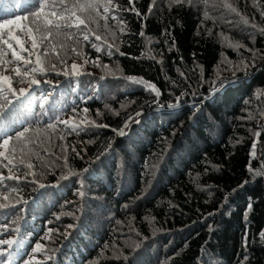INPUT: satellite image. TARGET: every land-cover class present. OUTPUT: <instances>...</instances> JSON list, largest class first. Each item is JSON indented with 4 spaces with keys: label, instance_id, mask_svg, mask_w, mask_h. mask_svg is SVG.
<instances>
[{
    "label": "trees",
    "instance_id": "obj_1",
    "mask_svg": "<svg viewBox=\"0 0 264 264\" xmlns=\"http://www.w3.org/2000/svg\"><path fill=\"white\" fill-rule=\"evenodd\" d=\"M133 2L140 16L124 11L131 8L128 0H118L120 10L112 13L122 17L126 26L109 19L116 33V43L125 55L113 49V55L108 57L83 42V50L90 59L99 58L101 64L113 69L118 64L122 75H106L91 64L85 68L91 75L65 77L50 72L46 78H40L42 82L34 89L26 111L0 121V140L6 133L37 119L42 124L55 122V117L78 120L77 113L85 107L97 123L109 125L66 136V142L74 145L83 157H77L69 147L67 156L71 168L77 171L89 168L84 178L91 198L86 197L84 201L78 198L77 177L58 181L62 171L59 167L52 169L55 175L49 172L42 181L48 185L44 188L6 181L21 189L20 195L28 203L0 209V224H11L13 219H19L20 226L18 234L9 231L0 236V239L17 241L10 249L3 247L13 253V264H27L32 257L35 258L32 264H164L177 250L180 254L169 259L168 264H202V258H214L217 264H264V239L255 238L256 234L264 232V178L252 182L247 171L249 164L256 169L264 161L261 154L264 117L260 115L264 111V36L256 32L255 39H250L249 33L253 30L243 24L237 27L240 17L222 7L220 0H215L214 7L209 5L213 19L207 20L203 19L200 7L174 5L169 10L164 0H157V6L148 13L150 0ZM228 2L249 19L255 17V22L264 27V18L260 15L264 11V0ZM36 10L38 0H0V21L16 16H29L31 20V13ZM28 22L22 19L20 23ZM121 27L126 29L124 34L120 32ZM98 31L104 34L103 28ZM141 31L150 44L139 35ZM220 33L240 41L246 48L234 51L224 46ZM108 39L111 43L110 33ZM90 40L102 48L107 47L94 37ZM29 43L26 41L25 46ZM149 48L163 64L148 57ZM247 49L257 52L255 66H251L252 53ZM241 54L250 63L247 75L236 72L233 76L225 70L227 66L222 61L227 57L238 62ZM75 62L82 64L79 58ZM196 65L199 68L193 71ZM58 67L63 69V65ZM218 72L236 82L213 92L210 82L215 80L219 84ZM101 76L105 78L100 79ZM123 76L143 77L160 89L161 96L156 97L142 86L129 83ZM44 79L51 83H44ZM46 93H51L48 104L44 105L48 112L41 115L40 104ZM177 97H181L179 106L169 107L177 103ZM154 100H159L160 104L153 103ZM105 104L120 115H113ZM121 104L126 108H120ZM197 106L199 110L193 114ZM98 110L104 113L103 117L96 116ZM137 111L142 115L125 129L126 136H116L111 131V128L121 127L124 120L129 115L135 116ZM249 113L255 119H248ZM257 132L259 136L254 135ZM165 137L167 152L155 178L142 179L145 167H150L165 148ZM110 140L109 151L106 145ZM61 143L64 141L55 140V145ZM254 143L257 158L250 154ZM51 150L61 155L59 148L53 146ZM102 151H107V155L97 160ZM41 155H45L43 150ZM149 179L151 187L146 188ZM245 180L250 182L239 187ZM145 189L143 199L136 200L134 206L125 211L123 205ZM226 195L228 203L223 204ZM249 202L252 210L245 217ZM80 205H83L82 211ZM66 211L76 213L78 219L62 215L56 220L57 215ZM132 216L135 229L146 237L134 253L125 242L140 241L142 237H137L128 227ZM145 216L155 217L154 226L160 229L155 235L153 226L143 220ZM69 224L74 227L68 228ZM49 228L58 229L60 233L53 232L51 241L43 239ZM36 243L45 244L49 251L55 249L51 261L45 260L43 252L32 251ZM105 245L108 249L101 256ZM113 245L120 246L129 259L116 258L111 251Z\"/></svg>",
    "mask_w": 264,
    "mask_h": 264
},
{
    "label": "snow or ice",
    "instance_id": "obj_2",
    "mask_svg": "<svg viewBox=\"0 0 264 264\" xmlns=\"http://www.w3.org/2000/svg\"><path fill=\"white\" fill-rule=\"evenodd\" d=\"M169 10L174 5L177 6H192L193 8L200 7L203 19H213L210 16L208 7L211 4L215 6V0H164ZM131 8H125L124 11H133L137 16L141 13L136 10L133 0H128ZM220 5L226 8L230 13L240 17L237 22V27L243 24L245 27L252 29L249 33L250 39H255V33L258 32L264 36V27L255 22V17L249 19L248 16L243 15L233 3L228 0H220ZM157 6V0H150V6L148 13L152 12V8ZM120 10V4L118 0H38V10L31 13V20L29 16H16L14 19H5L0 21V121L7 120L14 115L26 111L28 104L31 101L32 93L36 87L41 84V77H47L50 72H54L57 76H80L91 75L87 73L85 68L91 64L93 67L100 68L106 75L116 77L117 73L122 75V69L117 64L113 69L109 65L101 64L99 58L95 60L90 59L83 50V42H88V45L95 49L96 52L103 51L105 55L111 57L113 55V49L120 55L125 53L120 52V48L116 43V33L112 31L109 25V19L116 21L117 25H125L126 21L122 17H118L112 13ZM158 10V9H157ZM222 15V14H221ZM264 18V11L260 13ZM29 21L25 25H21V20ZM103 21V24H101ZM228 23H232L228 21ZM95 26V27H93ZM103 28L104 34L102 35L98 30ZM125 27L120 28L121 34L125 33ZM20 33L19 35L17 33ZM111 34L112 42H109L108 34ZM211 35V31L208 32ZM139 35L147 40L150 44L151 41L145 37V33L141 31ZM222 38L224 46L232 48L234 51H239L246 46L240 41H235L229 36H225L223 33L219 34ZM90 37H94L95 41H102L106 48H102L100 44L92 42ZM26 41L30 42L26 47ZM15 45V46H14ZM147 47V45H146ZM171 50V49H170ZM252 53V63L257 55L254 49H247ZM27 53V55H24ZM146 54L150 59L157 60L155 55H152L151 49H147ZM162 55V54H161ZM82 60V64L76 63V59ZM72 63L69 64L68 61ZM158 63L163 64V60H157ZM227 67L225 70L232 72L235 76L236 72H245L247 75V69L250 66L248 60L245 59L243 54L238 62H233L224 58L222 61ZM63 65V69L58 67ZM199 68V65L193 69V71ZM182 77L185 76L183 72L180 73ZM101 76L100 79H104ZM187 78V77H185ZM123 79L129 83L140 85L150 93H154L156 97L161 96L160 89L152 82L144 79L143 77L136 76H123ZM217 82L211 81V89L213 92L219 91L228 83H235L234 80H229L220 76L217 73ZM44 83H51L48 79H44ZM51 93H46L42 98L40 108L42 109L41 115H46L48 109L44 108L45 104H48V97ZM258 95V94H257ZM181 97H177L176 104H169L171 108H177ZM153 103L160 104L159 100H154ZM247 103V101H246ZM105 108L113 115L119 116V111L112 109L109 105L105 104ZM120 108H126V105L121 104ZM198 106L194 109L198 111ZM89 109L83 108L80 113H77L79 119L76 117L71 119H64L63 117H55V122L41 123L39 119L32 121L31 123H25L22 128L16 129L12 133H6L2 140H0V209L15 208L18 203L27 204L28 201L20 195L21 189L16 186H10L6 181H15L16 184L28 183L32 185H38L39 188L47 187L42 181L46 179L49 172L52 169L59 167L62 169L58 181L68 180L70 177H77L76 195L81 201H84L86 197L91 198L90 188L85 183L84 174L89 173V168H83L79 171L71 168L68 160V149L71 147V151L75 153L77 157L83 158L81 153L77 151L74 145H69L66 142V136L76 133H87L93 128H108L109 125L104 123H97L95 119L88 115ZM104 113L99 110L96 112V116L103 117ZM142 113L137 111L135 116L129 115L121 127L111 128V131L116 136H126L127 129L136 117L141 116ZM264 117V111L260 113ZM248 119H255V116L249 113ZM139 123V120H136ZM64 125V128H58V125ZM175 134V133H173ZM255 136H259V133H254ZM55 140L64 141L59 145H55ZM165 148L160 154L156 156V161L151 166H146L142 179L144 177L155 178L156 171L159 164L163 161V157L167 152V138H164ZM91 143L92 141H88ZM241 142L240 140L237 141ZM47 145V146H46ZM55 146L59 148L61 155H57L51 149ZM112 141L106 145L107 150H111ZM255 143L251 146V156L257 158ZM41 150L45 155H41ZM262 155H264V149H262ZM107 155V151H102L96 159L99 160L100 156ZM48 157H54L53 160H48ZM40 162L35 164L33 161ZM62 161V163H61ZM123 167V166H122ZM213 168L218 166L212 165ZM66 169L67 171H63ZM6 170V172H5ZM207 170V169H206ZM247 171L250 174L251 181L254 182L257 178H264V161L256 168L253 169L251 164L248 165ZM31 178V179H30ZM151 179L148 180L146 188L151 187ZM249 180H245L239 187H243L244 184L249 183ZM235 189L233 190V192ZM146 194V189L141 192L133 201L123 205L125 211L134 206L136 200L143 199ZM71 203V202H69ZM170 203V202H169ZM227 195L224 198L223 204H227ZM223 204L221 207H223ZM83 205H80L82 211ZM252 210V203L249 202L246 206L245 217ZM22 211V209H21ZM227 211V210H226ZM68 215L76 216V213L72 211L62 212L56 216V220L60 219V216ZM214 215V213H210ZM135 217H130L128 227L130 231H135L137 237H142V234L137 231L132 224ZM143 220L153 226V235L160 229L156 228L155 217L145 216ZM51 224L52 221H49ZM117 223H122L117 221ZM14 225V227H13ZM68 228L74 227V225H67ZM9 231L19 233V219H13L11 224H0V236L5 235ZM209 231H213L211 225H209ZM56 232L58 235L59 230L49 228L48 233L43 237L44 240H52V233ZM255 238L264 239V232L256 234ZM146 237H142L140 241H132L131 243L125 242V246L129 247L134 253L142 245V240ZM14 243H17L14 239H0V264H13V253L6 251L3 246H7L9 249ZM54 243V241H53ZM247 243L245 242V247ZM18 247H23L18 245ZM108 249V245L104 246L101 250V256L104 255V251ZM33 252H43L44 258L47 261H51L54 257L55 249L50 251L46 249V245L43 243H36L32 249ZM111 251L116 258H122L125 261L129 259V256L123 252V249L118 245H113ZM18 254V253H17ZM180 254V250H177L172 257L166 258L164 264H168V260L175 258ZM34 257L27 261V264H32ZM202 264H217L214 258H208L203 260Z\"/></svg>",
    "mask_w": 264,
    "mask_h": 264
}]
</instances>
